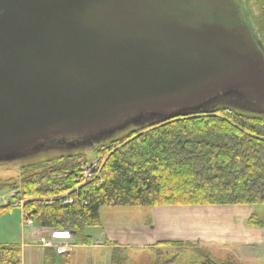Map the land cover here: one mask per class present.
<instances>
[{
  "label": "water",
  "instance_id": "obj_1",
  "mask_svg": "<svg viewBox=\"0 0 264 264\" xmlns=\"http://www.w3.org/2000/svg\"><path fill=\"white\" fill-rule=\"evenodd\" d=\"M228 95L264 103L235 0H0V162L223 99L246 110Z\"/></svg>",
  "mask_w": 264,
  "mask_h": 264
},
{
  "label": "trees",
  "instance_id": "obj_2",
  "mask_svg": "<svg viewBox=\"0 0 264 264\" xmlns=\"http://www.w3.org/2000/svg\"><path fill=\"white\" fill-rule=\"evenodd\" d=\"M255 1L264 21L263 2ZM85 147L66 138L13 161L15 171L0 177L9 197L0 216L21 206V219L35 229L69 233L75 245H89L85 228L101 225L102 207L264 204V113L230 107L226 99L204 111L127 126L91 146L95 164ZM247 224L264 227L254 214ZM71 254L43 248L42 264H71ZM0 264H22L20 244L0 243ZM109 264H127L119 248ZM202 264L235 263L205 256Z\"/></svg>",
  "mask_w": 264,
  "mask_h": 264
},
{
  "label": "rangeland",
  "instance_id": "obj_3",
  "mask_svg": "<svg viewBox=\"0 0 264 264\" xmlns=\"http://www.w3.org/2000/svg\"><path fill=\"white\" fill-rule=\"evenodd\" d=\"M242 1L246 8L249 6L254 23L262 35V41H264V21L261 17L260 6L255 0ZM225 97L232 99L248 111L252 109L257 112H264V103L258 102L252 96L228 95ZM97 142L85 147L87 156L91 158L89 164L91 162H93L92 164L96 163L94 152L90 149ZM70 145L74 148L77 147L73 143ZM58 149L60 150V148L55 147L52 150L59 151ZM29 154L17 157L14 160L2 161L4 164H0V177L11 175L8 173H13L16 168L12 162ZM8 200V193L5 190H0V205L7 203ZM19 207H12L10 211L0 216V243H18L20 246L23 244L22 241H19L20 234H22L20 232V209L22 208L21 206ZM170 208L162 209L156 217L149 206H108L100 208L101 225L85 228V233L92 238L90 251H86L84 248L82 250V252L84 251L83 254H85L84 259L87 256L91 257V260L89 261L88 258L85 263L109 264L112 253L116 248H119L126 257L127 264H202L205 256L217 262L231 261L235 264H264V231L249 230L244 227L242 221V219L248 218L251 215L250 213H253L258 220L264 222V204L170 206ZM168 210L175 211V215L170 217L166 213ZM40 232L36 233V235L38 238L41 237V239L43 237L44 241L55 243V241L62 239L71 240L70 236L55 238L54 234L43 233V235ZM169 238L192 241L190 244H154L156 241ZM107 239H109V242H107ZM216 239H220V241ZM242 240H255V243L258 242L255 245L259 248H254L253 244L241 243ZM33 242L35 246L33 248L41 246L40 240ZM56 245L59 244L56 243ZM59 246H61V252L71 251L72 248L68 242ZM27 251L29 252V250ZM40 256H42V253Z\"/></svg>",
  "mask_w": 264,
  "mask_h": 264
},
{
  "label": "crops",
  "instance_id": "obj_4",
  "mask_svg": "<svg viewBox=\"0 0 264 264\" xmlns=\"http://www.w3.org/2000/svg\"><path fill=\"white\" fill-rule=\"evenodd\" d=\"M177 207V206H176ZM171 209L170 206H153L151 207V209L154 211V214H155V217L157 216V214L162 210V209ZM170 217L174 216L175 215V211L173 210H168V212H166ZM250 214H253V213H250ZM243 221V224H244V227L248 228L249 230H252V231H264V227H255V226H249L247 224V218L246 219H242ZM20 224H21V214H20ZM21 228H20V232H22V234H20V242L22 241L23 244H21V249H22V264H42V256H40V254L42 253V250L43 248L41 246H38L36 248H33L35 247L34 246V242L33 241H38V236L36 235V233H39L40 231L43 233H46V234H49L50 233L54 236L55 238L56 237H66L67 235H64V236H60V235H57L55 234L54 232H52L51 230H48V229H35V226H32V227H29V226H26L25 227H22V225H20ZM40 232V233H41ZM71 237V236H70ZM170 240H173V241H180L182 243H186V244H190V242L192 240H180V239H177V238H169L167 240H162V241H170ZM218 241H220V239H216ZM55 241V240H54ZM70 241V242H69ZM162 241H158V242H162ZM18 242V241H17ZM60 242H68L70 245H71V251H75L74 253L71 254L72 256V260H71V264H87L85 263L88 258H89V261L91 260V257L87 256L86 259H84V255L82 250L83 248L88 251L90 247H92V243L89 244V245H75L74 244V240L73 238H71V240H67V239H62V240H59V241H55V243H60ZM107 242H109V239H107ZM157 241L154 243L156 244ZM241 243H247V244H253L254 245V248H259L257 245V243H255V240H250V241H241ZM33 248V249H32ZM29 250V252L27 251ZM90 251V250H89ZM81 252V253H80Z\"/></svg>",
  "mask_w": 264,
  "mask_h": 264
},
{
  "label": "flooded vegetation",
  "instance_id": "obj_5",
  "mask_svg": "<svg viewBox=\"0 0 264 264\" xmlns=\"http://www.w3.org/2000/svg\"><path fill=\"white\" fill-rule=\"evenodd\" d=\"M240 14L244 20V22L246 23L251 36L253 37L255 43L257 44L258 48L260 49V51L263 53L264 55V41H262V35L260 34V32L258 31V28L256 27L255 23H254V19H253V15L252 13H250V8L249 6H247V8L245 7L246 5L244 4V2L242 0H235ZM245 5V6H244ZM264 109V108H263Z\"/></svg>",
  "mask_w": 264,
  "mask_h": 264
},
{
  "label": "built area",
  "instance_id": "obj_6",
  "mask_svg": "<svg viewBox=\"0 0 264 264\" xmlns=\"http://www.w3.org/2000/svg\"><path fill=\"white\" fill-rule=\"evenodd\" d=\"M65 202H71V201L66 200ZM27 224H31V220L28 219ZM41 241H42V245L45 247H51L52 246L51 242H49V241H44L43 239H41ZM58 250H60V248H58Z\"/></svg>",
  "mask_w": 264,
  "mask_h": 264
}]
</instances>
